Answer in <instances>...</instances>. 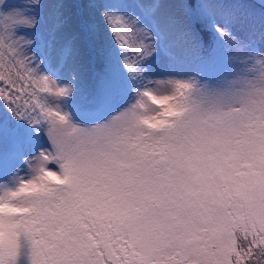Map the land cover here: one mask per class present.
I'll use <instances>...</instances> for the list:
<instances>
[{
	"label": "snow or ice",
	"instance_id": "snow-or-ice-1",
	"mask_svg": "<svg viewBox=\"0 0 264 264\" xmlns=\"http://www.w3.org/2000/svg\"><path fill=\"white\" fill-rule=\"evenodd\" d=\"M0 264H264V0H0Z\"/></svg>",
	"mask_w": 264,
	"mask_h": 264
}]
</instances>
